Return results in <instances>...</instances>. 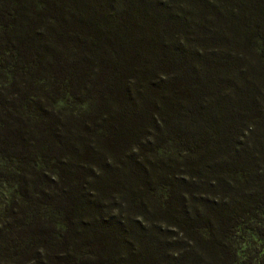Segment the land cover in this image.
<instances>
[{"label":"trees","instance_id":"1","mask_svg":"<svg viewBox=\"0 0 264 264\" xmlns=\"http://www.w3.org/2000/svg\"><path fill=\"white\" fill-rule=\"evenodd\" d=\"M0 264H264V0H0Z\"/></svg>","mask_w":264,"mask_h":264},{"label":"rangeland","instance_id":"2","mask_svg":"<svg viewBox=\"0 0 264 264\" xmlns=\"http://www.w3.org/2000/svg\"><path fill=\"white\" fill-rule=\"evenodd\" d=\"M64 103H61L60 105H63Z\"/></svg>","mask_w":264,"mask_h":264}]
</instances>
